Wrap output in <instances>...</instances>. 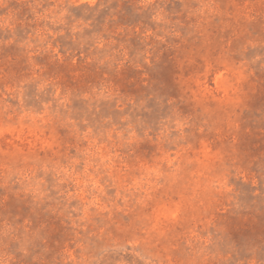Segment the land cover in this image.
<instances>
[{
    "label": "rangeland",
    "instance_id": "374dc122",
    "mask_svg": "<svg viewBox=\"0 0 264 264\" xmlns=\"http://www.w3.org/2000/svg\"><path fill=\"white\" fill-rule=\"evenodd\" d=\"M0 264H264V0H0Z\"/></svg>",
    "mask_w": 264,
    "mask_h": 264
}]
</instances>
